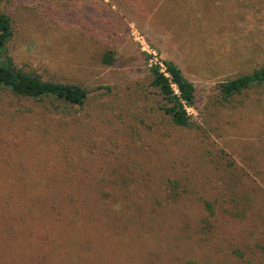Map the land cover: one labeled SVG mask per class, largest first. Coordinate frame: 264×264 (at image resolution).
I'll return each instance as SVG.
<instances>
[{
    "label": "rangeland",
    "instance_id": "obj_1",
    "mask_svg": "<svg viewBox=\"0 0 264 264\" xmlns=\"http://www.w3.org/2000/svg\"><path fill=\"white\" fill-rule=\"evenodd\" d=\"M0 12L17 65L88 93L75 107L0 93V264H264V89L233 105L213 92L264 65V0ZM162 59L194 83L197 128L158 108L148 68Z\"/></svg>",
    "mask_w": 264,
    "mask_h": 264
},
{
    "label": "trees",
    "instance_id": "obj_2",
    "mask_svg": "<svg viewBox=\"0 0 264 264\" xmlns=\"http://www.w3.org/2000/svg\"><path fill=\"white\" fill-rule=\"evenodd\" d=\"M12 20L6 12H0V93L8 91L18 97L34 100L46 98L72 107L82 106L87 100L88 93L81 85L74 82L45 80L14 62L7 48L14 36ZM101 60L105 65H111L115 60L114 52L107 50ZM148 70L149 85L162 102L158 108L169 116L173 125L187 129L197 128V122L187 110L188 107L195 108L196 105L194 83L174 61L169 59L151 63ZM256 88L264 89V65L251 73L218 82L213 90L214 101L228 105L232 100L233 105L234 99L237 98L239 101L238 97L246 96L249 91ZM38 192L40 191L35 193L39 194ZM51 198L56 201V196ZM184 264L198 263L187 261Z\"/></svg>",
    "mask_w": 264,
    "mask_h": 264
}]
</instances>
